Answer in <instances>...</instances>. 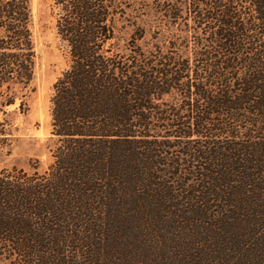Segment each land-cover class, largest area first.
Masks as SVG:
<instances>
[{
	"label": "trees",
	"instance_id": "trees-1",
	"mask_svg": "<svg viewBox=\"0 0 264 264\" xmlns=\"http://www.w3.org/2000/svg\"><path fill=\"white\" fill-rule=\"evenodd\" d=\"M143 6L156 45L130 0H54L52 163L0 171V263L264 264V0ZM35 62L29 0H0V145Z\"/></svg>",
	"mask_w": 264,
	"mask_h": 264
},
{
	"label": "rangeland",
	"instance_id": "rangeland-1",
	"mask_svg": "<svg viewBox=\"0 0 264 264\" xmlns=\"http://www.w3.org/2000/svg\"><path fill=\"white\" fill-rule=\"evenodd\" d=\"M33 40L36 54L33 93L28 99V111L21 114L18 103L9 108L12 121V140L8 146L0 145V171L23 170L31 172V166L44 172L52 163L51 97L53 85L68 68L65 45L56 33V10L54 0H29ZM149 0H130L128 13L131 23L145 29L146 38L140 45H156L155 37L163 39L161 33L167 23L149 9L143 12ZM130 29L119 33L116 45H125ZM0 264H8L1 262Z\"/></svg>",
	"mask_w": 264,
	"mask_h": 264
}]
</instances>
